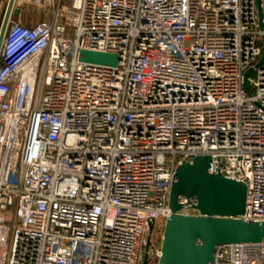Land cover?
<instances>
[{"label":"built area","instance_id":"built-area-1","mask_svg":"<svg viewBox=\"0 0 264 264\" xmlns=\"http://www.w3.org/2000/svg\"><path fill=\"white\" fill-rule=\"evenodd\" d=\"M29 2L48 19L25 25L16 0L0 47V264H158L176 169L198 156L264 223V0L262 27L257 0ZM215 264H264V241Z\"/></svg>","mask_w":264,"mask_h":264},{"label":"water","instance_id":"water-1","mask_svg":"<svg viewBox=\"0 0 264 264\" xmlns=\"http://www.w3.org/2000/svg\"><path fill=\"white\" fill-rule=\"evenodd\" d=\"M16 0H9L0 31V47ZM259 23L262 27L260 0H257ZM81 61L88 64L116 68L119 58L82 51ZM264 63L263 57L258 66ZM253 71L245 74L244 90L250 94L247 80ZM211 158L198 156L191 163L177 167L169 196L170 218L165 223L158 264H215L218 248L227 245H252L264 241V223L247 222L244 215L248 188L244 183L209 173ZM195 199L192 209L197 215H183L179 197ZM154 224L150 225V234ZM150 240V238H149ZM146 264V263H145Z\"/></svg>","mask_w":264,"mask_h":264},{"label":"crops","instance_id":"crops-1","mask_svg":"<svg viewBox=\"0 0 264 264\" xmlns=\"http://www.w3.org/2000/svg\"><path fill=\"white\" fill-rule=\"evenodd\" d=\"M65 4H69V0H63ZM9 0H0V31L5 19ZM43 11V10H42ZM36 10V8H23L20 11V18L23 20L25 25H34L41 21L47 20L49 14L45 11Z\"/></svg>","mask_w":264,"mask_h":264},{"label":"rangeland","instance_id":"rangeland-1","mask_svg":"<svg viewBox=\"0 0 264 264\" xmlns=\"http://www.w3.org/2000/svg\"><path fill=\"white\" fill-rule=\"evenodd\" d=\"M19 3L21 5V9H23L24 7L25 8H36V10L42 11V9H39V8L35 7L34 5H32L29 2V0H19ZM253 76H254V74H253ZM164 228H165V225L160 224L157 228L156 233L152 237V242L158 248L161 247V245H162V237L164 234Z\"/></svg>","mask_w":264,"mask_h":264}]
</instances>
